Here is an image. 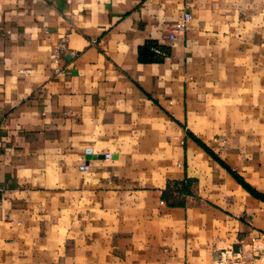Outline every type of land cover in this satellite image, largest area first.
Listing matches in <instances>:
<instances>
[{"label": "crops", "instance_id": "crops-1", "mask_svg": "<svg viewBox=\"0 0 264 264\" xmlns=\"http://www.w3.org/2000/svg\"><path fill=\"white\" fill-rule=\"evenodd\" d=\"M0 186V264H212L264 234V0H0Z\"/></svg>", "mask_w": 264, "mask_h": 264}, {"label": "built area", "instance_id": "built-area-1", "mask_svg": "<svg viewBox=\"0 0 264 264\" xmlns=\"http://www.w3.org/2000/svg\"><path fill=\"white\" fill-rule=\"evenodd\" d=\"M190 18V14L184 12L182 16L175 22L173 31H182L186 20ZM170 39L174 37L171 33L168 35ZM64 40L60 39L55 44L49 54V58L56 62L59 58L60 52L64 47ZM151 50L158 53L157 48L151 47ZM108 153H104V158H109ZM2 194V187L0 186V198ZM264 262V234L252 237L248 242L239 244L235 249L226 248L217 251L212 264H262Z\"/></svg>", "mask_w": 264, "mask_h": 264}, {"label": "trees", "instance_id": "trees-1", "mask_svg": "<svg viewBox=\"0 0 264 264\" xmlns=\"http://www.w3.org/2000/svg\"><path fill=\"white\" fill-rule=\"evenodd\" d=\"M151 47H155V45H153V44H150V46H149V50L153 53V51L151 50ZM236 179L241 183V185L244 187V188H246L248 191H250L251 193H253V191L251 190V189H249L240 179H238L237 177H236ZM175 184V183H174ZM165 194H166V190H164L163 192H162V197H165ZM258 196H260V195H258ZM169 202V201H168ZM169 204H173L172 202H169Z\"/></svg>", "mask_w": 264, "mask_h": 264}, {"label": "rangeland", "instance_id": "rangeland-1", "mask_svg": "<svg viewBox=\"0 0 264 264\" xmlns=\"http://www.w3.org/2000/svg\"><path fill=\"white\" fill-rule=\"evenodd\" d=\"M262 264H264V262Z\"/></svg>", "mask_w": 264, "mask_h": 264}]
</instances>
